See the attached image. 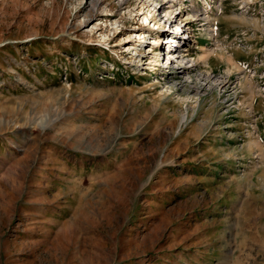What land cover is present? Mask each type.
Instances as JSON below:
<instances>
[{"label":"rangeland","instance_id":"obj_1","mask_svg":"<svg viewBox=\"0 0 264 264\" xmlns=\"http://www.w3.org/2000/svg\"><path fill=\"white\" fill-rule=\"evenodd\" d=\"M197 2L0 0V264H264V0Z\"/></svg>","mask_w":264,"mask_h":264},{"label":"bare ground","instance_id":"obj_2","mask_svg":"<svg viewBox=\"0 0 264 264\" xmlns=\"http://www.w3.org/2000/svg\"><path fill=\"white\" fill-rule=\"evenodd\" d=\"M153 3H156L157 1H159V0H151ZM178 1V2H177ZM182 0H167V3H169L168 5H162L161 6V9H162V7L163 8H166L167 7V10H165L166 12V16H170L171 15V13L173 14V12H175L174 11V8L175 9H177V8H179V6L181 7V6H183L182 5ZM152 3V4H153ZM183 3H184V0H183ZM186 3V2H185ZM177 7V8H176ZM182 8V7H181ZM160 10V9H159ZM178 10V9H177ZM158 11V10H157ZM157 11H156V13H157ZM170 11H171V13H170ZM152 14H153V12L151 11V10H149L148 11V13H146V15H144L143 16V23L145 22V24L147 25H152L153 23L154 24H156L157 22H161V21H159V20H149L150 19V17L152 16ZM189 16H194V17H198V18H201L202 20L201 21H205L202 25H204L205 27H207V26H209V27H211V26H213L212 24V20H207V18H209V16L207 15V12H205L203 9H199L197 6H196V3L195 4H191L190 5V12H189V14H188ZM166 18H168V17H166ZM197 18V19H198ZM168 20H170V17L168 18ZM170 21H172V22H174L173 20H170ZM179 21H182V20H179ZM188 22H190V20L188 19L187 20ZM110 24V23H109ZM115 24L116 23H114V22H111V25L114 27L115 26ZM154 24H153V26H154ZM179 24H181L180 22H179ZM185 26H189V25H186V23H185ZM139 29H142L141 31H139V32H136V34H138V35H134V34H132V33H128V35L127 36H125V37H121L122 39H120V41H118V43L116 42L114 45H112V46H118V45H121V44H123L124 42H130V41H132L133 40V37H135L136 36V42H135V44L136 43H138V42H143V41H147L148 43L149 42H154L155 43V39L154 38H151V40L152 41H148V40H146V38H147V36L149 35L148 34V32L146 31V29H145V27L144 26H137ZM215 27V26H214ZM143 29H145V30H143ZM216 29V28H215ZM215 29H212V28H209V29H207V30H215ZM111 30V29H110ZM206 30V29H205ZM211 33H212V31H211ZM213 35V34H212ZM173 36H175V37H173ZM176 36H178L177 34H174V33H171L170 34V36H166L167 37V39L166 40H164L163 42H167V41H172L173 39H174V42L175 43H179L180 42V40H179V36L178 37H176ZM109 36H108V34H104L103 36H102V38H103V40L104 41H106V39L108 38ZM159 35H158V37H155L156 39H159ZM107 43V42H106ZM153 43V44H154ZM135 44L133 43V44H130V46L128 47V48H126V49H122L123 47H122V45H121V47H120V49L122 50L121 52H124V51H127V50H134L135 48H136V46H135ZM150 44V43H149ZM152 44V43H151ZM126 46V45H125ZM166 46H170V44L168 45H166ZM172 46V45H171ZM149 48H150V46H149ZM185 48V47H184ZM201 48V47H200ZM174 49V50H173ZM173 51H171V52H168V50L166 49V48H160V49H157V54L159 55V59H161L160 61H158L157 63H155V69H160V67L161 66H163V65H165V62H167L168 60H170V59H178L181 55H183V56H188L187 54H184L183 53V49H182V47H180V46H173ZM205 49V48H204ZM163 50V51H162ZM136 51V50H135ZM137 53V52H136ZM162 53H163V56H165V58L164 57H162L161 55H162ZM168 53H170V56H166ZM183 53V54H182ZM209 54V53H208ZM190 56V55H189ZM201 56V55H200ZM206 56V55H205ZM221 56V55H220ZM136 57V56H135ZM203 57H204V55H203ZM202 56L200 57V58H202V59H204ZM186 57H182V61H183V59H185ZM158 60V59H157ZM220 60V59H219ZM228 60L229 61H231L232 60V58H228ZM191 61H193V60H191ZM231 62H233V61H231ZM228 63V62H227ZM163 64V65H162ZM235 66V65H234ZM195 70V69H194ZM207 71V70H206ZM235 71V70H234ZM175 73H176V79H177V81H179V80H182V79H185L186 77H188L190 74H191V72H192V69H189V70H179V71H174ZM199 73V72H198ZM201 73V72H200ZM197 75V74H196ZM200 75V74H199ZM208 75V74H207ZM206 75V76H207ZM190 78V77H189ZM198 78H199V76H198ZM201 78V77H200ZM209 78H210V76H209ZM207 79V78H206ZM201 81V80H200ZM215 81H218V80H215ZM204 82V81H203ZM222 82V81H221ZM215 83V82H214ZM219 83V82H218ZM201 86H203L202 85V83H201ZM200 86V87H201ZM215 86V85H214ZM194 87V86H193ZM195 88V87H194ZM197 88V87H196ZM200 89V88H199ZM189 90V89H188ZM198 90V89H197ZM197 90H195V92L197 91ZM200 92V91H199Z\"/></svg>","mask_w":264,"mask_h":264},{"label":"built area","instance_id":"obj_3","mask_svg":"<svg viewBox=\"0 0 264 264\" xmlns=\"http://www.w3.org/2000/svg\"><path fill=\"white\" fill-rule=\"evenodd\" d=\"M187 4V3H186ZM180 7V6H179ZM182 7H185V5H183ZM188 7H189V5H188ZM187 7H185L184 9H186ZM179 10V9H178ZM189 28V29H191L190 27H188V26H185V25H183V26H181V30H180V32L181 31H183L184 30V28ZM194 31V30H193ZM188 34H190V32H186V36H189ZM194 33H191V35H193ZM167 36H170V35H167ZM167 39V37H165L163 40L159 37V39H155L154 41H157L158 43H160L161 42V44L163 43V44H165V47H167V48H173V46H176V45H172V44H176L175 42H174V39L172 40V41H165V42H163L164 40H166ZM186 38H184V40H185ZM151 40V39H150ZM179 40H180V42L179 43H177L178 45H181V44H183L184 42L181 40V37L179 36ZM169 45L170 44V46H166V45ZM155 45L156 44H149V43H146V44H144L143 45V47L146 49V52L145 53H147L148 51H153L154 49H155ZM160 45V44H159ZM172 45V46H171ZM149 46H150V48H149ZM165 47H160V48H165ZM163 51V50H162ZM162 55H163V53H162ZM149 61H151V60H148L147 62H149ZM173 72V71H172Z\"/></svg>","mask_w":264,"mask_h":264}]
</instances>
